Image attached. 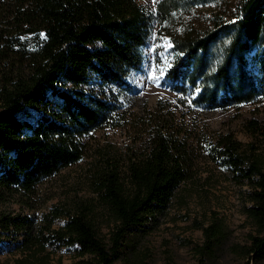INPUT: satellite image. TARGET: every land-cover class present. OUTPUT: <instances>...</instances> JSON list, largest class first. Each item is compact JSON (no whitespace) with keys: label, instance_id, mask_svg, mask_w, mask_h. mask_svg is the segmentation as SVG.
Here are the masks:
<instances>
[{"label":"trees","instance_id":"16d2710c","mask_svg":"<svg viewBox=\"0 0 264 264\" xmlns=\"http://www.w3.org/2000/svg\"><path fill=\"white\" fill-rule=\"evenodd\" d=\"M219 1L157 0V17L170 21L189 2ZM152 15L135 0H0V65L14 58L19 63L17 70L12 62L13 76L0 81V204L13 199L34 208L43 181L80 160L84 138L114 121L132 73L142 67L139 48ZM18 28L28 32L29 48L15 36ZM174 47L169 83L181 95L190 87L196 107L226 109L264 99V0H236L230 16L224 9L205 28L183 30ZM248 129L256 141L247 149L229 132L218 136L213 155L237 184L249 185L245 213L256 234L243 254L258 260L264 258V127L252 119ZM190 170L186 148L158 130L123 178L117 169L100 178L98 190L113 218L107 242L83 211L55 207L43 223L1 211L0 243L10 239L18 253L14 264H49L64 246L89 255L88 264H115L128 236L166 210ZM63 214V226L54 228ZM202 229L200 249L214 253L224 243L225 226L213 218Z\"/></svg>","mask_w":264,"mask_h":264},{"label":"rangeland","instance_id":"374dc122","mask_svg":"<svg viewBox=\"0 0 264 264\" xmlns=\"http://www.w3.org/2000/svg\"><path fill=\"white\" fill-rule=\"evenodd\" d=\"M135 2L153 14L154 20L146 43L139 48L142 67L132 73V88L125 92L114 121L84 138L85 152L80 160L43 181L34 208L9 199L0 204V212L28 215L43 223L55 207L64 212L83 211L95 224L98 236L107 242L113 218L98 190L101 176L117 169L123 178L128 163L147 150L155 132L164 130L186 148L190 178L179 185L164 212L145 229L128 236L115 264H264V258L256 260L243 254L250 236L256 234L245 213L249 185L237 184L231 171L213 155L216 139L225 133H232L244 149L256 141L248 122L256 119L264 127V99L226 109H202L191 102L194 92L190 87L185 94L176 93L166 74L177 56L174 41L181 32L205 28L224 9L230 16L236 0L189 2L172 20L163 22L157 17V0ZM15 36L29 48L28 32L18 28ZM12 62L19 70L15 58L5 62L0 65V81L13 76ZM213 218L223 222L227 235L220 248L207 253L200 249L205 241L202 228ZM65 220L63 214L53 227L63 226ZM9 242L5 238L0 243V264H14L18 255L11 251ZM88 258L80 256L75 247L64 246L51 255L49 264H88Z\"/></svg>","mask_w":264,"mask_h":264},{"label":"snow or ice","instance_id":"6c2138e0","mask_svg":"<svg viewBox=\"0 0 264 264\" xmlns=\"http://www.w3.org/2000/svg\"><path fill=\"white\" fill-rule=\"evenodd\" d=\"M170 66H171V65H169V67H170ZM161 75H163V71L161 72ZM154 79L158 81L159 78H154Z\"/></svg>","mask_w":264,"mask_h":264}]
</instances>
